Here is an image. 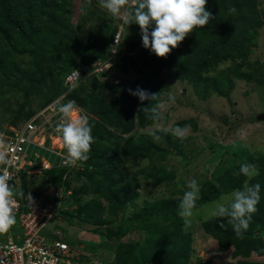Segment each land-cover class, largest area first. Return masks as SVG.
<instances>
[{
  "label": "trees",
  "instance_id": "obj_1",
  "mask_svg": "<svg viewBox=\"0 0 264 264\" xmlns=\"http://www.w3.org/2000/svg\"><path fill=\"white\" fill-rule=\"evenodd\" d=\"M84 1L89 3V0ZM81 7L87 9L84 17L79 15L82 22H86L89 16L102 22L96 32L88 33L83 39H80L78 28L70 21V16L75 11L74 3L71 4L70 1L0 0V97L4 87L7 91L20 92L23 97L12 113L11 123L25 121L36 113L33 114L31 110L34 99H42L41 103H38L37 112L49 104L66 90L64 81L67 74L79 68L81 76L78 86L69 93L68 98L75 100L80 110L88 115L89 124L92 126L91 135L94 138L87 161L78 162L74 166L61 165L43 169V174L53 187V193L42 196L41 190L32 196L40 201L57 203L60 189L59 192L62 196L64 194L68 203L77 204L73 210L61 207L58 211L61 219L72 224V220L80 216L107 228L111 223L117 224L116 232L107 229L105 234L108 239L125 234L127 229L144 232L145 237L141 244H134L130 251L126 246L123 253H116L114 261L109 264H127L130 260L133 264H143V261L147 260H151L152 264H189L193 255L194 237L190 231L184 229V220L178 215L179 199L157 200L141 207L142 209L130 216L119 217V213L128 205L135 204V199L139 196L136 176L127 175L125 170H120L123 158H130L134 165L141 160H147L148 165L138 169V172L144 179L149 180L153 187L163 184L167 191L178 194L183 192L177 187L176 171L165 165L172 151L183 155L179 139L170 133L156 132L160 136L159 140L166 145L161 146L147 133L138 137L135 135L137 127L141 129L155 124L146 117L143 107H152L160 102L162 89L159 85L162 77H158L152 84L153 89L147 91L150 94H158L157 98L139 101L137 96L130 94L129 88L126 87L127 81L115 83L99 80L100 77L109 75V70L93 72L94 65L91 63L100 60L103 63L111 62V66H115L119 62L122 67L129 66L140 71V75L149 70L160 73L162 68L166 67L170 76L187 79L200 97L204 96L209 88L217 95L229 97L231 77L230 73L217 71L221 61L230 58L240 60L232 62L234 70L230 68L238 78L249 81L257 76L256 73L259 74L258 66H252L249 61L250 48L245 39L248 28L242 32H234V37L231 34L213 41L211 36L215 29H227L229 24L234 22L232 17L238 14L241 19L257 24L259 18L255 0H207L206 10L212 14L213 19L203 28H195L188 35L190 46L183 52L177 49L178 54L174 55L177 53L175 48L166 58H158L152 52L148 54L147 49L138 56L129 57L122 51L123 40L125 37L129 40L126 44L127 51L136 50L139 43L135 38L141 35L139 26L135 23L125 25L109 13L95 12L91 7H87L86 3H82ZM229 8H235V12H229ZM124 25L126 28L121 31L122 38L115 41L117 29ZM24 52L30 56V64L26 68L15 60ZM242 65L248 67V70L239 72L238 69ZM211 72L216 74L212 76ZM260 81L264 84V79ZM166 119L165 115L164 121ZM217 119L220 120L219 116ZM223 121L227 122L225 118ZM189 122L181 120L172 127H183ZM234 126L232 124L228 132L233 131ZM226 136L225 133L223 137ZM118 145L121 146L122 158L116 153V156L112 155ZM254 154L257 153H249L239 164L217 176V186L209 179L200 185L201 198L197 200L195 209L214 202L217 197L234 189L242 188L246 177L234 175L239 172L242 163H254L259 169V175L247 182L261 185V199L249 229L242 237L235 235L227 218H205L200 212L199 223H195L202 233L208 234L214 240L218 259L222 260V255L228 254L227 260H222L220 264H264L259 262V259L264 257V156L255 157ZM20 175V191L28 196L27 173ZM75 181L78 184L72 186ZM85 196L89 197L83 201ZM17 199L20 202L27 200L20 196H17ZM105 213L111 218L105 219ZM221 224H224L223 228ZM248 257L259 259L250 261L247 260ZM200 258H197L195 264H214Z\"/></svg>",
  "mask_w": 264,
  "mask_h": 264
},
{
  "label": "rangeland",
  "instance_id": "obj_2",
  "mask_svg": "<svg viewBox=\"0 0 264 264\" xmlns=\"http://www.w3.org/2000/svg\"><path fill=\"white\" fill-rule=\"evenodd\" d=\"M67 1H70L71 4L74 3L75 11L73 12V15L70 16V21L75 24V28H78L77 31L80 34V39L86 37L88 33L96 32L100 24H102L101 21L99 22V20L94 19L91 16L87 17L86 22H82V17L85 16L82 15V17L80 16L81 18H79V8L82 3H86L87 7H91L95 12H104L108 14L105 9L99 6L98 0H90L89 3L84 0ZM255 7L258 10L259 18L257 24H252L250 20L241 19L238 14L235 17H232L234 22L232 21L227 29L225 27L218 30L215 29L211 36L214 39L213 41L223 36H230L231 34L234 37V32H242L248 28V31L246 30L247 33L245 34V39L250 48L249 61L252 66H258L259 74L256 73L255 75L257 76H254L249 81L244 80L243 78H238L233 72L234 68L232 62H239L240 60H230V58L221 61L217 67V71L230 73L231 77L230 82L232 85H230L231 88L228 93L229 97L217 95L211 88L204 93V96L200 97L194 91L192 84L187 79L181 80L178 79V76H174L175 78L170 76L169 73L166 72V67H163L160 73L149 70L141 75L140 71H136L129 66H120L118 64L119 62L115 66L107 65V68H103V71L108 69L110 74L100 77L99 80L113 81L115 83L127 81L128 85H126V87L133 91L138 88L150 91L153 89L152 84L157 81V78L162 77L161 84L157 85L162 89L159 103L165 104L164 113L167 116L166 121H163V123L171 129L172 125L181 120L190 121L187 124L190 125V130L186 137L183 139L177 138L181 142L184 156L178 155L172 151L165 162L167 168L176 171L177 175L175 180L177 181V187L181 188L183 192L181 194L172 193L171 191H167L163 184L153 187L150 181L144 179L138 172V169L148 165L147 160H141V162L134 165L130 158H123L121 159L120 170H125V174L127 175L136 176L139 184L137 187L139 196L135 199V204L128 205V207L119 213V217L125 218L130 216L138 209H142L141 207H145L147 204L153 203L157 200L165 198L180 200L184 191H186V183L193 178L198 181L199 185H201L206 179H209L214 186H217L215 180L216 177L222 175L224 170L239 164L249 153H257L254 154L255 157L260 155L264 156V119L261 120L258 118V115L264 112V84L260 81L264 79V0H255ZM120 20L122 21V19ZM124 26L123 30L126 28V26ZM151 30L152 28L149 29V32H151ZM131 31L133 32V30ZM83 32L84 34H82ZM135 39H138L139 45L136 50L133 51H127L126 44L127 42L129 43V40L126 39V37L123 40L124 44L122 46V51L129 57L138 56V54H142L143 51L146 50L142 46L141 35H138ZM188 39L189 37L186 36L179 46L176 47V51L177 49H180V51L183 52L185 48L189 47L190 43L188 42ZM147 51L148 54L151 53L150 49H147ZM177 54L178 51L177 53H174V55ZM15 60L19 62L20 65L23 64L22 66L24 68L28 67L30 64V56L27 52L18 55ZM255 61L258 62L255 63ZM99 62L101 61L94 60L91 64H97ZM230 68L233 70H230ZM247 70L248 67L243 65L238 69L239 72H245ZM173 73L175 74L176 72ZM215 74L216 72H211L212 76ZM95 75L99 77L98 74ZM75 86L77 87L78 85L76 84ZM225 86L227 87V85ZM5 88L6 87L3 88L4 91L0 97V100H2V103H0V136L2 133L5 134L11 132L13 129H16L19 124L21 125L24 123V120H19L16 124L11 123L13 116L12 113L15 111L16 105L23 99L21 93L15 92L14 90L7 91ZM169 94L175 97L174 103L167 101ZM41 100V98H36L32 101L31 110L33 114L37 112L38 103H41ZM74 103L75 105L77 104L75 100ZM77 108L79 110L81 109L79 106H77ZM78 113L79 112L74 113L73 115L77 116L79 115ZM218 116L220 120L217 119ZM223 118H225L227 122H224ZM232 124L235 125L234 130L228 132ZM155 130V124L141 129H138L137 127L135 135L137 137L140 134L145 133L151 135ZM225 133L227 135L226 138L223 137ZM50 139L51 145L55 147L61 146L58 137L52 135ZM155 141L161 146H166L160 140ZM112 152L113 156H116V154H119L120 156L121 146L118 145L116 150ZM122 157L123 156H120V158ZM21 177L22 175H18L15 178V182H17L18 185L16 190L18 192L21 189ZM26 179L28 182V192L32 198H34L32 195L36 191L43 190L41 193L42 196L53 193V187L48 183L47 176L43 174L42 170L33 171L27 174ZM31 180L32 186H30ZM247 181L248 178L246 177L245 182ZM77 184L78 182L75 181L72 183V186ZM11 185L14 184L11 182ZM59 191L61 190L59 189ZM59 191V200L55 205L66 210L76 209L77 204L68 203L64 198V194L62 196ZM90 195L93 197L92 193H90ZM221 196L217 197L214 202L202 205L200 209H194V215L190 218V223L184 224V229L190 231L194 237L192 248L193 255L192 258L189 259V264H195L198 257H201L200 259L205 261H212L214 264H220L222 263V260H227L228 258V254H223L222 260L218 259L219 255L216 254L214 240H212L208 234L202 233L201 229L199 230L195 225L196 222L199 223L198 216L200 215V212L205 218L211 217V209ZM88 197L89 196L83 197V201L87 200ZM262 207L264 208V205ZM15 218L16 223L9 229L7 234L18 232L19 220L17 216H15ZM104 218L109 219L111 216L105 213ZM63 223L66 227L65 239L71 248H78L80 250L79 253L82 251L91 253L98 259L106 260L108 262L111 260L113 262L116 253L121 252L122 254L126 246L129 247L130 251L134 244H141L145 237L142 230L134 229L129 231L127 229L125 234L108 239L105 234L107 229L110 228L116 232L118 229L117 224L111 223L108 225V228L101 227L94 224L90 219L80 216L75 217L74 220H72L71 225L67 224V221H64ZM80 244H82V247H80ZM255 255L257 256L258 254L255 253ZM251 259H259V257L247 258V260L250 261ZM259 260H261L259 262H264V257ZM127 264H133V261L130 260V263ZM143 264H152V261H143Z\"/></svg>",
  "mask_w": 264,
  "mask_h": 264
},
{
  "label": "clouds",
  "instance_id": "obj_3",
  "mask_svg": "<svg viewBox=\"0 0 264 264\" xmlns=\"http://www.w3.org/2000/svg\"><path fill=\"white\" fill-rule=\"evenodd\" d=\"M98 3L110 15L122 19L125 25L137 24L141 32L142 46L150 49L158 58H166L195 28H203L213 19L212 14L206 10L207 0H98ZM229 12H235V8H229ZM80 14L86 15L87 9L81 7ZM150 28H152L151 32H149ZM122 30L123 27L120 26L115 33V36L119 33V40L122 38ZM106 63L99 62L93 65L96 67ZM110 63L107 64L110 66ZM76 69L79 70L81 76L80 69ZM129 92L137 96L140 101L155 100L158 95L150 94L139 88L135 91L130 89ZM167 101L174 103L175 97L169 94ZM143 108L146 117L155 123L156 131L151 133L154 140L160 139L156 132L165 134L170 132L174 137L183 139L190 130V125L174 126L171 129L165 126L163 123L165 120L164 103ZM57 112L61 117V122L54 131L60 137L62 146L66 150L65 164L74 166L78 162L87 161L94 142L88 115L79 110L72 101L59 105ZM77 112L79 115L74 116L73 114ZM6 148L7 145L0 139V165L9 163ZM234 175H243L251 180L259 175V169L254 163L244 162L240 165L239 172ZM10 178L6 169L0 172V233H7L16 223L13 208L17 205V196L32 203L30 194L25 196L23 191L17 192L15 186L9 184ZM200 192V185L195 178L186 183V191L178 205V215L185 224L190 223V218L194 215L196 202L201 198ZM260 193L259 183L245 182L242 188L234 189L229 194L221 196L211 209V216L227 218L235 235L240 238L249 229L252 216L257 211V205L261 199ZM63 222L64 220L61 219L57 224L65 231L66 227ZM67 224L71 225L68 221ZM220 226L223 228L224 224ZM111 262L112 260L108 264Z\"/></svg>",
  "mask_w": 264,
  "mask_h": 264
},
{
  "label": "built area",
  "instance_id": "obj_4",
  "mask_svg": "<svg viewBox=\"0 0 264 264\" xmlns=\"http://www.w3.org/2000/svg\"><path fill=\"white\" fill-rule=\"evenodd\" d=\"M118 40L119 33L115 36V41ZM107 65H97L93 72H101ZM79 77L78 69L71 71L65 78V91L16 129L1 134L0 139L7 145L9 163L0 165V172L7 170L11 177L8 182H13L15 188L18 186L15 178L22 173L66 165V150L61 140H58L61 146L55 147L50 137L54 135L60 139L54 131L61 122L57 108L72 101L67 96L78 84ZM60 208L52 201L32 198L31 203L17 199L13 214L18 217L19 230L0 233V264H108L91 253H79L78 248L70 247L65 231L57 224L61 221Z\"/></svg>",
  "mask_w": 264,
  "mask_h": 264
},
{
  "label": "water",
  "instance_id": "obj_5",
  "mask_svg": "<svg viewBox=\"0 0 264 264\" xmlns=\"http://www.w3.org/2000/svg\"><path fill=\"white\" fill-rule=\"evenodd\" d=\"M258 118L263 120L264 119V112L263 113H260V115H258Z\"/></svg>",
  "mask_w": 264,
  "mask_h": 264
}]
</instances>
